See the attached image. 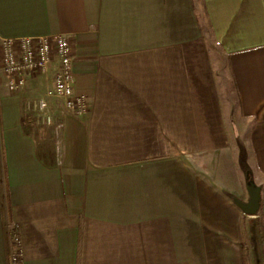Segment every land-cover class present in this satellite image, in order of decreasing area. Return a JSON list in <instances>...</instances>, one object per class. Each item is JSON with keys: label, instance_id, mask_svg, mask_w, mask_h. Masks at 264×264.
<instances>
[{"label": "crops", "instance_id": "0c3cea01", "mask_svg": "<svg viewBox=\"0 0 264 264\" xmlns=\"http://www.w3.org/2000/svg\"><path fill=\"white\" fill-rule=\"evenodd\" d=\"M56 35L90 108L46 96L54 68L16 92L0 70V264L12 229L20 264H246L264 0H0V40Z\"/></svg>", "mask_w": 264, "mask_h": 264}, {"label": "built area", "instance_id": "2783aa9c", "mask_svg": "<svg viewBox=\"0 0 264 264\" xmlns=\"http://www.w3.org/2000/svg\"><path fill=\"white\" fill-rule=\"evenodd\" d=\"M73 66V50L64 35L0 40V70L8 77L9 91L21 90L27 78L46 74L54 68L46 96L62 100L66 110L83 115L90 108L89 98L75 92ZM39 107H46L45 100L39 101ZM8 239L10 264H20L18 233L9 230Z\"/></svg>", "mask_w": 264, "mask_h": 264}, {"label": "rangeland", "instance_id": "374dc122", "mask_svg": "<svg viewBox=\"0 0 264 264\" xmlns=\"http://www.w3.org/2000/svg\"><path fill=\"white\" fill-rule=\"evenodd\" d=\"M230 110L232 113L234 112L233 106H231ZM234 120L233 124L236 125V131L244 129L245 133L248 132L249 124L244 123L238 116H236ZM242 139L246 141L247 134H245ZM253 171H250L251 174H253ZM252 191L253 193L250 197L249 194H247L245 201L243 200L242 202L244 203L242 206L244 215L241 221V237L245 250V262L246 264H264V235L262 222L259 216V192L256 188Z\"/></svg>", "mask_w": 264, "mask_h": 264}]
</instances>
